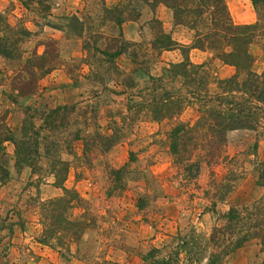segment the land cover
<instances>
[{"label":"rangeland","instance_id":"374dc122","mask_svg":"<svg viewBox=\"0 0 264 264\" xmlns=\"http://www.w3.org/2000/svg\"><path fill=\"white\" fill-rule=\"evenodd\" d=\"M223 1L227 6L229 0ZM100 3L98 0H0V16L10 25L21 23L32 34L23 45L25 50L41 54L43 48L37 43L51 39L57 56V65L38 80L36 93L29 99L12 104L7 98V85L0 86V117L4 118L7 129L17 134L22 104L42 103L49 108L72 105L79 112L80 121L83 116L89 119L90 136L94 132L104 137L114 134L116 139L108 151L91 147L84 154L79 141L72 144L71 155H60L68 165L63 187L74 191L80 199V206L69 210L67 217L76 221L84 215L83 226L78 239L67 236L60 239L54 233L45 245L39 243L44 228L38 203L60 196L61 190L52 185L53 178L44 170V163L36 174L28 169L17 171L11 144H1L0 169L6 175L0 181V264H104L103 261L144 264L141 256L150 247H159L167 235L185 234L189 229L208 235L213 227L223 224L222 215L229 207L249 205L264 196V187H256L253 172L255 163L264 162V129L230 132L223 149L226 161L212 169L201 164L198 175L189 178L173 165L167 131L179 122L191 124L198 116L196 107H186L170 122L156 123L126 113L125 96L102 89L104 85L107 89L120 90L107 79L113 70L105 64L98 66L99 55L90 49L91 41L75 35V20L80 19L86 26H92L91 35L93 31L105 38L115 35L108 21L95 28L102 21L98 12ZM103 3L107 7L118 3L127 6L130 1L104 0ZM129 5L139 9L140 17L132 22L134 40L125 38L121 31L122 38L145 44L151 39L150 10L134 1ZM240 8L243 9L242 5ZM248 9L254 12L256 20L255 10L250 6ZM235 10L233 7L230 10L232 19H236ZM153 17L160 21L165 32L169 31L172 23L168 10L157 6ZM129 31L125 28L126 36ZM190 35L184 28H178L172 37L183 41ZM84 42L89 50L82 49ZM96 47H103V42L100 40ZM248 50L253 57L251 70L259 73L264 68L260 46L251 45ZM162 54L159 59L166 63L176 62L180 57L177 50ZM209 57L206 53L189 52L193 63L204 62ZM7 65L0 59V72L6 77L10 75ZM113 65L138 83L144 79L123 55ZM212 65L220 79L233 74L232 68L218 61ZM158 67L151 72H157ZM261 125L264 127V121ZM121 168L120 175L110 172ZM226 178H236L233 189L218 201L214 195L221 192L220 186ZM241 251L246 258L244 264H261L262 256L257 252L248 255L246 249ZM232 262L230 257L224 260V264Z\"/></svg>","mask_w":264,"mask_h":264},{"label":"trees","instance_id":"16d2710c","mask_svg":"<svg viewBox=\"0 0 264 264\" xmlns=\"http://www.w3.org/2000/svg\"><path fill=\"white\" fill-rule=\"evenodd\" d=\"M98 1L101 2L98 12L102 21L95 28L108 21L115 35L105 38L97 31L91 35L92 26H86L83 19L75 20V35L78 39L84 36L91 41L90 49L99 55L98 66L105 64L113 70L107 79L120 90L107 89L104 85L102 89L125 96L126 113L141 115L156 123L170 122L186 107H196L198 116L191 124L179 122L167 131L173 165L186 173V177H196L201 164L212 169L226 161L223 149L230 132L264 129L261 125L264 121V68L259 73L251 70L253 57L248 50L251 45H259L264 60V0H247L256 12V20L251 24H234L223 0H129L144 5L152 15L148 21L151 39L145 44L125 41L121 35L124 22L139 20L138 8L130 7V3L107 7L104 0ZM157 6L170 12L174 28H184L191 33L187 45L173 39L153 17ZM31 36L21 23L10 25L0 16V59L10 68L8 77L0 72V86L7 85V98L12 104L32 97L38 80L57 65L51 39L37 43L43 48L41 54L23 48ZM100 40L103 47H96ZM88 47L84 42L82 49L89 50ZM173 50L179 52L178 61H160L162 52ZM190 50L210 57L204 62L193 63L189 59ZM121 55L144 77L140 83L113 65ZM213 61L232 68L233 74L218 78ZM157 66L158 71L152 73ZM20 106L22 119L17 134H12L4 125V118L0 117V146L11 144L13 166L17 171L28 169L36 174L44 163V170L53 178L52 185L61 190L60 196L38 203L44 228L39 243L45 245L54 233L60 239L63 236L78 239L84 215L76 221L67 217L69 210L80 206V199L74 191L63 187L68 165L60 155H71L72 144L79 141L84 154L91 147L108 151L116 142L115 135L104 137L94 132L90 136L89 119L83 116L80 121V114L72 105L54 108L42 103ZM110 172L120 175L123 168ZM253 172L256 187H264V162L255 163ZM0 175V181H3L6 171L0 169ZM235 179L226 178L221 184V192L214 195L218 201L232 191ZM222 219L223 224L213 227L208 235L194 229L185 234L167 235L159 247H150L141 256V261L144 264H224L225 258L244 243L256 240L257 254L262 256L261 264H264V196L249 205L229 207Z\"/></svg>","mask_w":264,"mask_h":264},{"label":"crops","instance_id":"0c3cea01","mask_svg":"<svg viewBox=\"0 0 264 264\" xmlns=\"http://www.w3.org/2000/svg\"><path fill=\"white\" fill-rule=\"evenodd\" d=\"M241 5L243 7L242 10L240 8ZM249 6L251 7L250 3L247 0H229V3L226 7H227V10L229 12L230 18L234 24H251V23L255 22L254 12H252L251 10L248 9ZM232 7L236 8V10H235V16H236L235 18L236 19H232L233 17L230 13V10ZM133 24L134 23H132V22H125L121 25V29H122L121 31H122L124 37L127 38L128 40H134L133 30H132ZM125 28L130 30L127 33L128 34L127 36L125 35ZM168 30H169L168 32H171L172 35H174L176 31L178 32V28H174L172 25H170ZM176 41L181 43V44L187 45L189 43V38L184 39L183 41H180V40H176ZM170 52L171 51L163 52L162 56L164 54H169ZM189 52L190 53L191 52L201 53V52H198L196 50H190ZM261 192H262V189H261ZM243 249H246V254L251 253V252H258V249H259L258 242L256 240H251V241L244 243V245L241 248L235 250L233 253H231L229 256H227L226 259L230 257V258H232L233 264H244L246 262V258L243 257L242 254L240 253V252H242L241 250H243Z\"/></svg>","mask_w":264,"mask_h":264}]
</instances>
